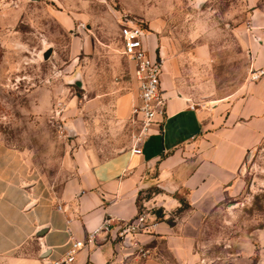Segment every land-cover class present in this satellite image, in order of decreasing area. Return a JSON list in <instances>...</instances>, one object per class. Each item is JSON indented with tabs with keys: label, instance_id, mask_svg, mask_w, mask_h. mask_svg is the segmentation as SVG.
<instances>
[{
	"label": "rangeland",
	"instance_id": "rangeland-1",
	"mask_svg": "<svg viewBox=\"0 0 264 264\" xmlns=\"http://www.w3.org/2000/svg\"><path fill=\"white\" fill-rule=\"evenodd\" d=\"M254 12L264 15V0H0V148L24 152L32 178L57 192L80 156L103 161L132 148L139 132L138 122L114 113L118 99L135 91L121 23L142 26L144 44L155 38L169 58L189 60L179 62L185 74L176 78L198 108H208L250 83L242 41ZM200 49L204 62H194ZM156 175L148 174L137 205L139 214L162 219L150 203L161 193ZM239 179V192L192 228V264H264V141L248 153ZM174 195L180 207L169 220L193 211L183 193Z\"/></svg>",
	"mask_w": 264,
	"mask_h": 264
},
{
	"label": "crops",
	"instance_id": "crops-1",
	"mask_svg": "<svg viewBox=\"0 0 264 264\" xmlns=\"http://www.w3.org/2000/svg\"><path fill=\"white\" fill-rule=\"evenodd\" d=\"M263 28L264 15L254 12L242 41L251 72L264 71ZM148 41L145 48L150 56L163 60L160 81L168 100L160 127L141 143L140 154L128 148L96 163L80 156L73 176L52 192L32 178L24 152L0 148V264H52L65 256L72 242L84 241L104 220H133L139 214L138 196L152 171L157 172L161 193L150 203L162 210L164 218L146 215L149 231L127 244L113 234H98L72 264L194 262L192 228L226 197L239 192L240 168L248 153L264 141V75L234 95L198 108L195 96L184 92L188 85H180L176 78L185 74L179 62L189 60L180 59L181 55L169 58L158 50L155 38ZM203 54L204 50H197L192 60L204 62L196 57ZM135 101L136 91L121 96L116 119L128 121ZM175 193H183L193 211L169 220L180 207ZM139 248L147 249L149 256L141 257Z\"/></svg>",
	"mask_w": 264,
	"mask_h": 264
},
{
	"label": "built area",
	"instance_id": "built-area-1",
	"mask_svg": "<svg viewBox=\"0 0 264 264\" xmlns=\"http://www.w3.org/2000/svg\"><path fill=\"white\" fill-rule=\"evenodd\" d=\"M264 34V28L261 29ZM118 36L121 42V54L131 67V78L136 91V101L131 108L130 119L139 123V132L133 137L132 154H140V145L154 127L159 128L164 118L167 96L161 87L163 60L159 56L151 57L145 48L146 31L142 26L131 21H124L119 26ZM264 75V71L250 72V81L255 82ZM193 110V106L190 107ZM146 215H137L131 221L104 220L97 230L88 234L84 241H75L60 260L52 264H72L76 254L90 246L98 234H113L116 240L124 243L128 237L133 238L147 230ZM141 257L147 256V251L139 248Z\"/></svg>",
	"mask_w": 264,
	"mask_h": 264
},
{
	"label": "water",
	"instance_id": "water-1",
	"mask_svg": "<svg viewBox=\"0 0 264 264\" xmlns=\"http://www.w3.org/2000/svg\"><path fill=\"white\" fill-rule=\"evenodd\" d=\"M51 53H52V50H51L50 48H48L47 50H45V51L42 53V58H43V60H48V58L50 57ZM247 157H248V155H247ZM247 157H246V158H247ZM128 241H130V237H128V238H126V239L124 240V244H127Z\"/></svg>",
	"mask_w": 264,
	"mask_h": 264
},
{
	"label": "trees",
	"instance_id": "trees-1",
	"mask_svg": "<svg viewBox=\"0 0 264 264\" xmlns=\"http://www.w3.org/2000/svg\"><path fill=\"white\" fill-rule=\"evenodd\" d=\"M156 214L158 215V217H160V214H161V213L158 211ZM138 215H139V214H138Z\"/></svg>",
	"mask_w": 264,
	"mask_h": 264
}]
</instances>
